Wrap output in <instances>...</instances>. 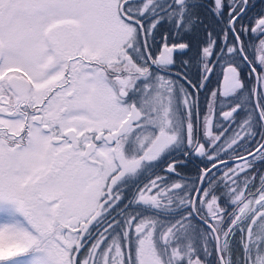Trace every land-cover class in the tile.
<instances>
[{"label":"snow or ice","instance_id":"snow-or-ice-1","mask_svg":"<svg viewBox=\"0 0 264 264\" xmlns=\"http://www.w3.org/2000/svg\"><path fill=\"white\" fill-rule=\"evenodd\" d=\"M0 264H264V3L0 0Z\"/></svg>","mask_w":264,"mask_h":264},{"label":"flooded vegetation","instance_id":"flooded-vegetation-1","mask_svg":"<svg viewBox=\"0 0 264 264\" xmlns=\"http://www.w3.org/2000/svg\"><path fill=\"white\" fill-rule=\"evenodd\" d=\"M253 3H255L257 5V7H259L262 3H264V0H252ZM218 71V69H217ZM189 75L192 77L193 80L196 79V69L195 68H192L189 72ZM222 79H223V76L220 75V76H216L214 75L212 77V81H211V87L213 89H220L221 91H223L224 89L222 88ZM200 103H201V107L203 108L204 105H205V95L203 93H201L200 95ZM178 171H180V173L184 176H187V177H191L194 173H193V165H189L187 168H181V169H178ZM142 182H146V180L142 181ZM237 240H238V237H237ZM236 247L238 248V244H236Z\"/></svg>","mask_w":264,"mask_h":264},{"label":"water","instance_id":"water-1","mask_svg":"<svg viewBox=\"0 0 264 264\" xmlns=\"http://www.w3.org/2000/svg\"><path fill=\"white\" fill-rule=\"evenodd\" d=\"M222 88L225 89L226 88V82L222 79Z\"/></svg>","mask_w":264,"mask_h":264}]
</instances>
